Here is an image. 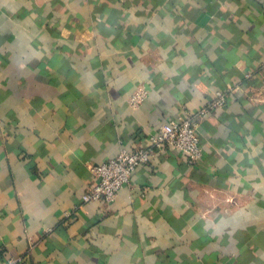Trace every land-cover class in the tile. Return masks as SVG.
<instances>
[{"label": "crops", "instance_id": "1", "mask_svg": "<svg viewBox=\"0 0 264 264\" xmlns=\"http://www.w3.org/2000/svg\"><path fill=\"white\" fill-rule=\"evenodd\" d=\"M263 81L264 0H0V264H264ZM234 83L196 164L83 202L91 164Z\"/></svg>", "mask_w": 264, "mask_h": 264}, {"label": "built area", "instance_id": "2", "mask_svg": "<svg viewBox=\"0 0 264 264\" xmlns=\"http://www.w3.org/2000/svg\"><path fill=\"white\" fill-rule=\"evenodd\" d=\"M256 74L248 71L245 74L248 84H252ZM243 86L241 83L229 84L215 90L194 113H186L179 118L166 122L160 130L149 135V145L132 149L123 148L117 156L90 165L95 177L94 185L82 195L83 202H111L119 195L120 190L129 183L142 165L151 161L156 153L175 149L191 163L196 164L204 153L200 127L205 117L221 111L227 106L231 94ZM264 94V81L259 86ZM149 96L145 85H139L129 95L128 102L134 109L139 108ZM264 97L252 99L263 100ZM22 258L10 259L9 264H19Z\"/></svg>", "mask_w": 264, "mask_h": 264}]
</instances>
